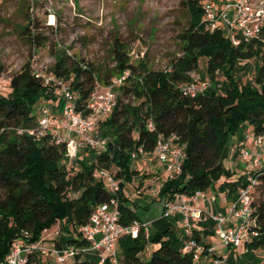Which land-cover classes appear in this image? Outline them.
Listing matches in <instances>:
<instances>
[{"label": "trees", "instance_id": "trees-1", "mask_svg": "<svg viewBox=\"0 0 264 264\" xmlns=\"http://www.w3.org/2000/svg\"><path fill=\"white\" fill-rule=\"evenodd\" d=\"M184 5L189 20L179 35L180 55L162 69L150 67L144 58L132 61L130 49L121 39L112 41L113 67L108 71L64 50L53 54L55 62L49 71L65 80L76 93L79 110L83 109L96 83L107 85L113 77L129 72L116 91V104L110 116L98 129L99 137L105 142L104 150L89 151L86 155L92 158L89 162L83 154L77 171L74 170L76 160L70 170L64 163L65 144H55L50 135L35 140L17 133L20 128L37 127L34 107L39 100H57L33 76L31 63L7 80L0 79L9 89L7 94H0V260L9 253L12 242L25 233L34 242L44 230L58 223L63 224L64 233H76L92 210L109 200L110 194L103 182L94 177L97 170H108L119 181L116 198L120 223L128 226L133 221L140 222L125 195L126 186L139 174L132 166L130 154L138 147L152 151L158 136L174 135L184 147L181 173L165 178L158 189L157 200L170 202L176 195L206 192L222 176L231 175L223 166V155L241 126L249 127L254 135L264 133V28L258 39L234 47L222 31H203L202 0H186ZM25 20V25L18 27L19 35L35 52L48 39L38 29L34 30L39 25L31 17ZM52 46L57 47L55 43ZM202 58L206 59L205 75L217 73L222 80L216 84L211 82L205 92L194 98L185 97L179 86L188 81V73L198 72ZM3 73L4 67L0 65V76ZM248 75L251 78L243 82L242 76ZM248 175L257 177L260 184L256 188L264 190V168L244 171L236 180L224 181L218 186L228 203L237 200L238 190L246 186ZM70 192L77 197L69 198ZM253 206L257 236L237 248L248 257L264 250V201L255 203L253 199ZM211 227L208 231L192 227L190 235L175 226L147 235L140 229L136 237L125 236L119 240L118 264H210L212 259H224L206 241V235L214 236ZM187 240L202 248L197 260L192 254L182 252ZM148 245L157 247L145 259L141 254ZM78 263L97 264L94 260ZM241 264H264V258Z\"/></svg>", "mask_w": 264, "mask_h": 264}, {"label": "built area", "instance_id": "built-area-1", "mask_svg": "<svg viewBox=\"0 0 264 264\" xmlns=\"http://www.w3.org/2000/svg\"><path fill=\"white\" fill-rule=\"evenodd\" d=\"M202 10L203 31H222L223 36L234 47L258 39L264 28V0H202ZM31 70L33 76L47 86L57 100H41L36 108L37 127L20 128L17 133L27 134L35 140L50 135L55 144H65L64 163L67 168L73 165L80 151L104 150L98 129L101 122L110 116L116 104V91L126 81L129 72L113 77L107 85L96 83L83 109L79 110L78 97L65 80L56 77L48 69L38 67L35 58L31 62ZM188 78V81L179 86L180 93L185 97L194 98L210 86V82L197 71L188 73ZM50 127L60 132L55 135L48 130ZM151 127L149 123L148 128ZM247 138L251 140L252 149L242 150L238 158L245 165L251 164L254 167L252 170H261L264 168V133L254 135L250 131ZM130 157L133 162L143 161L150 165V171H155L158 167L165 173V178H172L181 173L184 147L174 135L167 138L158 136L152 151L138 147ZM94 177L103 182L110 197L107 202L92 210L87 222L80 226L76 233L65 237L66 233L61 228L53 233H48L47 229L42 232L39 240L34 242H31L25 233L22 238L12 242L9 253L0 260V264H79V260L91 261L88 254H95L97 264H118L119 240L125 236L136 237L140 229L147 235L148 225L138 221H133L128 226L122 225L116 198L119 181L115 179L114 173L108 170H97ZM246 182V186L238 190L237 200L228 203L225 213L210 216L215 237L223 245L234 249L257 236L254 230L256 218L253 195L260 182L253 175H248ZM199 199H205L204 192L198 191L192 196L176 195L172 201H164L162 216L180 213L182 229L186 235H190L193 227L191 222L203 219L206 215L198 209L188 207L186 203ZM64 239L65 242H62ZM75 241L85 244L78 245ZM45 242L47 247L43 245ZM182 252L192 254L193 259L197 260L202 248L187 240ZM210 264H227V260L212 259Z\"/></svg>", "mask_w": 264, "mask_h": 264}, {"label": "rangeland", "instance_id": "rangeland-1", "mask_svg": "<svg viewBox=\"0 0 264 264\" xmlns=\"http://www.w3.org/2000/svg\"><path fill=\"white\" fill-rule=\"evenodd\" d=\"M184 1L186 0H0V65L4 67L0 79L7 80L34 58L38 67L49 70L55 62L53 54L61 50L108 71L113 67L110 52L113 39H121L129 47L132 61L144 58L150 67L162 69L174 57L180 55L179 35L187 27L189 20ZM27 16L33 19L35 25H39V28L34 30L38 29V33L48 39L47 44L35 52L18 31V27L25 25ZM53 43L57 45L56 48H53ZM252 62L253 60L250 61L251 64ZM205 64L206 59L199 60L198 72L210 83H219L222 78L217 73L213 76L205 75ZM250 78L251 75L242 76V81ZM8 91L9 89L0 83V93L5 95ZM40 102L41 100L34 108H37ZM247 128L245 125L239 128L230 139L223 155V166L226 170L229 167L231 175L222 176L218 183L204 192L206 195L218 193L221 183L232 182L241 172L254 168L251 164L245 165L238 158L242 150L252 149L251 140L247 138L250 129ZM48 130L55 135L60 132L51 127ZM101 141L104 146L105 142L102 139ZM83 151H80L76 158L75 171L80 168L78 160L84 157L83 154L85 161L92 159L86 157L89 151ZM132 166L139 174L126 186L125 195L140 220H151L159 216L160 207H163L157 202L156 192L165 178V173L158 175L155 172L157 170L150 171V165L143 161L132 162ZM70 167L71 165L69 170ZM68 197L75 198L77 194L70 192ZM253 199L255 203L264 201V190L256 188ZM218 212L225 213V209ZM166 221L171 222V219L167 218ZM209 222L208 218L200 221L197 230L208 231ZM62 226L63 224L58 223L51 227L48 233H53ZM148 228L150 234H154V227ZM177 228L182 229L183 223L180 222ZM205 238L217 254L228 256L232 253L236 258L241 251L227 248L211 234ZM62 242H65V239ZM43 245L48 246L46 242ZM151 250L152 247L148 245L141 257L147 259ZM246 255L248 257V254ZM252 257L264 258V250L253 253ZM88 258L97 261L95 254H88Z\"/></svg>", "mask_w": 264, "mask_h": 264}, {"label": "crops", "instance_id": "crops-1", "mask_svg": "<svg viewBox=\"0 0 264 264\" xmlns=\"http://www.w3.org/2000/svg\"><path fill=\"white\" fill-rule=\"evenodd\" d=\"M247 129H250V128L248 127ZM155 169L157 170L156 173L158 175H159V173L163 172V170L158 168V167H156ZM158 169H160V170H158ZM228 170H229V167H228ZM218 194H220V195L218 196ZM204 195H205V199H199V200H196V201H192V202H187L186 203V205L188 207L195 208V209H198L200 211H202V210L207 211L206 213L204 211H202L206 215L205 218L200 219V220H196V221L193 220L191 222L193 227L196 228V229H198L199 225L201 224L200 221L205 220L207 218L210 220L209 224H210V227H211L213 222H212L210 216H213V215H216V214H221L218 211H222L223 209H226V207L228 205L225 193H222V192L218 191V193L212 192V194H210V195L209 194L206 195V193H204ZM157 202H159L163 206L164 200H162V201H158L157 200ZM129 207L131 208L130 205H129ZM162 213H163V207L162 208L160 207L159 216H156V217H154L151 220H140V218L138 216L137 217H138V219H139V221L141 223L147 224L148 227H150V226L154 227L152 229V231H154L153 233H159L166 226L179 227L181 219H182V215L180 213H174V214H172V215H170L168 217H163ZM135 214H136V212H135ZM167 218H170L171 222L166 221ZM213 227L214 226L212 225L211 230H213ZM148 234H150V229L149 228H148ZM67 236H68V234H66L65 237H67ZM150 246L152 247V250H154L157 247L156 245H150ZM237 251H238V249H236V252ZM245 253H246L245 251L244 252L240 251V253L237 255L236 258L231 255L232 253L228 254V256H225V254L223 256L227 260V264H229L228 260H230V264H241V263L247 262V261L248 262H254L255 261L256 258H254V257H246L247 255Z\"/></svg>", "mask_w": 264, "mask_h": 264}]
</instances>
